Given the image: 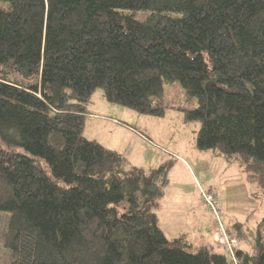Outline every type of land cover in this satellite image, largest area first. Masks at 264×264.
<instances>
[{
	"label": "trees",
	"instance_id": "obj_1",
	"mask_svg": "<svg viewBox=\"0 0 264 264\" xmlns=\"http://www.w3.org/2000/svg\"><path fill=\"white\" fill-rule=\"evenodd\" d=\"M0 1L10 4L0 8L8 264H236L212 245L169 238L161 188H149L162 169L126 168L120 152L84 134L85 117L97 87L140 113L179 109L201 121L197 148L219 147L264 195V0ZM173 81L193 107L166 101ZM241 227L227 228L240 242L237 264H264V218L252 252Z\"/></svg>",
	"mask_w": 264,
	"mask_h": 264
},
{
	"label": "rangeland",
	"instance_id": "obj_2",
	"mask_svg": "<svg viewBox=\"0 0 264 264\" xmlns=\"http://www.w3.org/2000/svg\"><path fill=\"white\" fill-rule=\"evenodd\" d=\"M9 2L0 1L7 9ZM147 10L133 14L142 19ZM166 101L172 105L195 103L188 101L180 81L165 84ZM199 119L187 120L183 111L173 108L165 115L140 113L137 110L106 99L104 88L97 87L88 104L84 134L120 152L125 166L141 167L146 174L155 172L159 224L169 238L184 237L193 245H212L214 251L223 252L233 260L228 244L220 234L231 241L236 232L228 227L242 224V247L252 252L258 225L264 218V195L257 193L256 185L249 182L247 174L237 161H228L219 147L199 149L196 146ZM7 146L24 151L20 144ZM45 164L44 161H41ZM163 166V167H162ZM211 187L219 195L220 218L214 215L203 199L201 188ZM128 205L127 199L117 204L120 210ZM10 213L0 212V264H8L9 250L3 246L2 234ZM222 221V223L220 222ZM220 222V224H219ZM264 238V228H260ZM223 242V243H222ZM219 243L223 246L216 245Z\"/></svg>",
	"mask_w": 264,
	"mask_h": 264
},
{
	"label": "built area",
	"instance_id": "obj_3",
	"mask_svg": "<svg viewBox=\"0 0 264 264\" xmlns=\"http://www.w3.org/2000/svg\"><path fill=\"white\" fill-rule=\"evenodd\" d=\"M201 193L203 196L204 201L206 202L207 206L212 210V212H214L213 214L216 215L217 217L220 218V209H219V198L216 195V192L213 190H209V189H204L201 188ZM220 222L222 223V221L220 220ZM219 222V224H220ZM220 240L224 241L225 243L227 242L228 244H226V246L229 248L231 255H232V250L235 249L236 246H238V243H236L235 240H229L228 239V235H224V233L220 234ZM223 243V242H222ZM234 248V249H233ZM233 261L237 264L238 263V259L236 257V253L234 251L233 254Z\"/></svg>",
	"mask_w": 264,
	"mask_h": 264
},
{
	"label": "water",
	"instance_id": "obj_4",
	"mask_svg": "<svg viewBox=\"0 0 264 264\" xmlns=\"http://www.w3.org/2000/svg\"><path fill=\"white\" fill-rule=\"evenodd\" d=\"M149 188L150 189L152 188L153 190H155V186L154 185L150 186Z\"/></svg>",
	"mask_w": 264,
	"mask_h": 264
}]
</instances>
